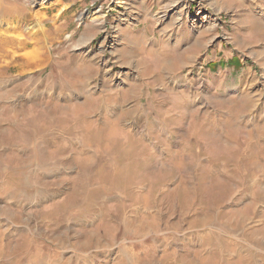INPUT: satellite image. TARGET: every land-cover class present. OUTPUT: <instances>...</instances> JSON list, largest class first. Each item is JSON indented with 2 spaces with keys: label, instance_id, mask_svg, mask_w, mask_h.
I'll return each mask as SVG.
<instances>
[{
  "label": "clouds",
  "instance_id": "9594fccd",
  "mask_svg": "<svg viewBox=\"0 0 264 264\" xmlns=\"http://www.w3.org/2000/svg\"><path fill=\"white\" fill-rule=\"evenodd\" d=\"M226 7L199 55L153 20L82 15L0 63V264H255L264 6Z\"/></svg>",
  "mask_w": 264,
  "mask_h": 264
},
{
  "label": "rangeland",
  "instance_id": "374dc122",
  "mask_svg": "<svg viewBox=\"0 0 264 264\" xmlns=\"http://www.w3.org/2000/svg\"><path fill=\"white\" fill-rule=\"evenodd\" d=\"M161 2L166 4L160 6ZM258 2L264 6V0ZM41 4L44 5L43 8ZM226 4L227 0H0V63L7 64L19 52L25 53L28 62H36L39 59L38 48L27 41L44 36L51 30L53 20L57 24L69 19L76 23L77 18L82 15L89 19L103 16L109 21V30L115 26L118 28L119 25H136L140 20L143 23V19L153 20L161 27L164 25L167 31L174 30V36L192 37V51L199 55L216 40L220 34V25L227 28L229 21L226 17ZM149 11L152 12L151 16ZM160 11L165 14L160 19H155ZM210 21L215 23L208 25ZM205 25L207 26L204 27ZM5 26H10L9 31L2 33L6 30ZM26 32H30L31 37ZM16 34L23 36L20 39L12 38ZM97 39L104 41L105 37ZM111 41L112 37L109 36L108 42ZM229 43L241 51L249 47L247 42L235 38H229ZM99 46V42H96L97 49ZM247 55L257 64L264 62V52L252 51L247 52ZM192 58L191 55L187 57L188 60ZM206 67L215 69L216 65L208 64ZM256 87H260V84ZM260 257H264V252H256L255 264H264Z\"/></svg>",
  "mask_w": 264,
  "mask_h": 264
},
{
  "label": "bare ground",
  "instance_id": "6f19581e",
  "mask_svg": "<svg viewBox=\"0 0 264 264\" xmlns=\"http://www.w3.org/2000/svg\"><path fill=\"white\" fill-rule=\"evenodd\" d=\"M6 27V26H5ZM10 27V26H9ZM9 27H6V30H3L2 33H7L6 31H9ZM11 36V35H10ZM23 35L16 34V36H13L12 38L20 39Z\"/></svg>",
  "mask_w": 264,
  "mask_h": 264
},
{
  "label": "trees",
  "instance_id": "16d2710c",
  "mask_svg": "<svg viewBox=\"0 0 264 264\" xmlns=\"http://www.w3.org/2000/svg\"><path fill=\"white\" fill-rule=\"evenodd\" d=\"M233 64L238 66L239 65V61L238 60H234ZM209 66H214V64L209 63Z\"/></svg>",
  "mask_w": 264,
  "mask_h": 264
}]
</instances>
